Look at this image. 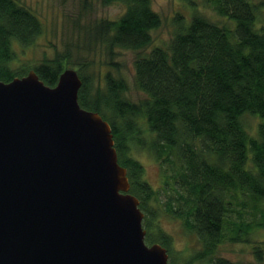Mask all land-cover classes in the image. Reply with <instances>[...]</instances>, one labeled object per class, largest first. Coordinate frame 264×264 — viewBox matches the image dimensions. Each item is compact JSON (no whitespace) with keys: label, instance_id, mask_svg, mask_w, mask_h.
Here are the masks:
<instances>
[{"label":"trees","instance_id":"1","mask_svg":"<svg viewBox=\"0 0 264 264\" xmlns=\"http://www.w3.org/2000/svg\"><path fill=\"white\" fill-rule=\"evenodd\" d=\"M99 1L120 3L124 10L116 19L95 21L87 30L108 53L115 48L134 51V83L143 97L131 100L125 79L110 71L104 72L102 85L94 86L83 72L85 64L77 62L82 80L78 101L111 126L118 162L126 167L129 191L144 213L145 242L160 243L167 249L168 264H177L171 237L156 224L163 209L182 217L184 227L200 242V248L182 255L178 264H238L219 256L217 247L226 239L227 225L232 241L246 239L251 225L264 227L262 208V221L256 224L245 221L240 212L246 207L256 211L264 202V26H256L264 0H183L190 18L175 14L164 46L152 44L151 32L162 22L152 0ZM198 4L231 24L205 16ZM42 30L29 7L0 0V80L34 69L53 86L60 72L73 65L57 52L37 64L13 66V44L31 45ZM248 115L257 118L253 128ZM137 147L157 161L163 189L170 187L176 194L173 199L159 202L142 164L130 155ZM235 213L241 219L237 224L227 219Z\"/></svg>","mask_w":264,"mask_h":264},{"label":"water","instance_id":"2","mask_svg":"<svg viewBox=\"0 0 264 264\" xmlns=\"http://www.w3.org/2000/svg\"><path fill=\"white\" fill-rule=\"evenodd\" d=\"M81 84L72 67L53 86L34 69L0 80V264H167Z\"/></svg>","mask_w":264,"mask_h":264},{"label":"rangeland","instance_id":"3","mask_svg":"<svg viewBox=\"0 0 264 264\" xmlns=\"http://www.w3.org/2000/svg\"><path fill=\"white\" fill-rule=\"evenodd\" d=\"M17 2L26 5L38 16L42 22L43 30L31 45L13 44L16 57L14 67L37 64L52 58L57 52L64 53L73 64L69 67L77 69V62L85 64L82 66L83 72L90 75L94 86L102 85L104 72L110 71L113 75H119L125 79L126 95L131 100L136 101L143 97V93L136 88L134 83V51L115 48L113 53H108L87 30L97 20L119 17L124 10L122 4L103 5L99 0H89V4L86 6L83 0H17ZM151 6L162 20L161 25L151 32L152 44L164 46L168 43L174 29L173 17L175 14L180 12L188 19L190 18V8L183 0H152ZM197 7L198 11L205 16L221 24H231L223 17L216 16L211 8L201 4H198ZM256 26H264V9L257 14ZM246 121L250 128H253L257 118L248 115ZM130 155L142 164L144 178L157 190L160 203L163 204L169 198L173 199L176 196L170 187V189H163L162 170L149 152L137 147L132 149ZM174 204L176 207L180 205L176 200ZM240 208L241 206L236 205V209L242 210ZM260 208L264 212V202L256 211L246 207L240 211L243 215L242 218L251 224L262 221ZM227 219L236 224L241 220L236 213ZM155 220L158 227L171 237L175 263L178 264L177 261L182 255L200 248L197 236L184 227L182 217H174L161 209ZM251 226L253 230L246 239L232 241L228 239L231 230L227 225L224 231L226 239L217 247V254L238 264H264V227Z\"/></svg>","mask_w":264,"mask_h":264}]
</instances>
